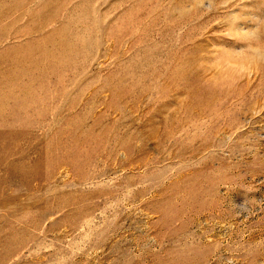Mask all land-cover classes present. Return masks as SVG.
<instances>
[{
    "label": "rangeland",
    "instance_id": "obj_1",
    "mask_svg": "<svg viewBox=\"0 0 264 264\" xmlns=\"http://www.w3.org/2000/svg\"><path fill=\"white\" fill-rule=\"evenodd\" d=\"M0 264H264V0H0Z\"/></svg>",
    "mask_w": 264,
    "mask_h": 264
}]
</instances>
